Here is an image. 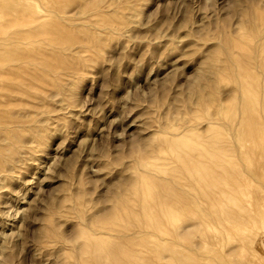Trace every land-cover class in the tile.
<instances>
[{"label":"rangeland","instance_id":"374dc122","mask_svg":"<svg viewBox=\"0 0 264 264\" xmlns=\"http://www.w3.org/2000/svg\"><path fill=\"white\" fill-rule=\"evenodd\" d=\"M2 23L0 264H264V157L240 225L213 163L264 84V0H0Z\"/></svg>","mask_w":264,"mask_h":264},{"label":"bare ground","instance_id":"6f19581e","mask_svg":"<svg viewBox=\"0 0 264 264\" xmlns=\"http://www.w3.org/2000/svg\"><path fill=\"white\" fill-rule=\"evenodd\" d=\"M14 4H17V2H15ZM13 22H16V21H13ZM5 27H6V25L2 23V25L0 26V29H4ZM228 39H230V38H228ZM231 39H233V38H231ZM0 42H2V39H0ZM239 42L236 40H232V41L228 40V42L226 40V43L222 42L223 44L220 42L221 43L220 51H222V53L224 52L225 55L228 57V59L229 58L234 59V57L232 55L233 54L232 48H239V50H237V52L241 51V50L244 52L245 51L247 52V50L245 48H242L240 46ZM0 50H2V48ZM0 54H1V51H0ZM241 55H243V54H241ZM1 57H3V53H2ZM236 60H238V59H236ZM239 60L241 61V59H239ZM238 63H239V61H238ZM202 74H204V72ZM239 74L242 75L243 73H239ZM236 76H238V78H239L238 74ZM241 78H243V77H241ZM262 80H261V82H263ZM247 82L248 81L245 80L246 84H242L238 89L239 96H240V97H238L239 101H240V103L243 101L245 104L244 105H243V103L241 104V106H240L241 113H240L238 122L236 124H233V123L231 124V126L229 128L230 132H229V135L227 136L228 137L227 139L234 140V142L232 144H230L228 147V149L232 152L230 159L228 161L214 160V162H213L214 165L215 164H221L223 162L228 163L227 167H224L222 169L223 174L226 177L225 178L226 183H225V188H223V192L227 195V201L230 202L232 204V206L229 210L224 211V212L226 214V219H229V220L232 219L231 221H233V219H234V223L239 224V225L244 224V222L246 220H250V219L254 218V217L246 215V214H244V215L241 214L240 211H243V209H242L243 207L240 208L241 210H239V211L238 210L236 211L235 208H233V205H237V204L241 205V203H242V199L240 198V196L244 190V186H243L244 180L246 179V177L249 174L248 173L249 171L247 170L248 171L247 172L243 166V158L242 157L244 154L249 155L251 157L255 154H260L264 157V115L261 112L259 113L258 109H257V111L254 110L256 108V106L253 103V100H254L257 104H264V87H262L264 84L260 82L257 89H256V87H255V89H251L252 85L249 86ZM260 86H261V89H260ZM230 117L233 118V113L230 115ZM242 130L247 131V133H246L247 138L244 137V135H243L244 133L242 132ZM236 139H237V143L235 141ZM245 142H252L254 149H250L246 152H243L242 145ZM170 144L172 145V143H170ZM237 158L238 159L240 158V160H241V163L238 166L235 164V162H236L235 159H237ZM195 170H198L196 172L198 174V176L196 178H194L195 176L193 177L190 175V178H191L190 185L192 186V188H195L198 192H205L206 188H203L201 185L204 182V180L209 176L208 172H210L212 170L211 169L204 170V169H200V168H197ZM254 175L260 176V177L264 175V161L260 165L259 169L254 173ZM192 178L196 179V180H193ZM144 186H145V184H144ZM142 193H144V192H142ZM193 202H195V200H193ZM234 215H236V218L234 217ZM202 218L203 217H201V219ZM216 220H218V219H216ZM182 260H184V258Z\"/></svg>","mask_w":264,"mask_h":264}]
</instances>
